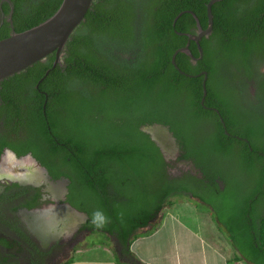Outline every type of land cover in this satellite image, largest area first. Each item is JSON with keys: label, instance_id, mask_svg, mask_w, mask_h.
<instances>
[{"label": "trees", "instance_id": "1", "mask_svg": "<svg viewBox=\"0 0 264 264\" xmlns=\"http://www.w3.org/2000/svg\"><path fill=\"white\" fill-rule=\"evenodd\" d=\"M62 1L0 0V40L42 23ZM208 2L93 0L60 63L53 67L54 51L0 81V153L31 152L52 179L68 178L85 226L114 236L133 264H146L129 249L133 239L184 194L216 210L235 259L264 264V0L214 3L202 57L194 40L197 61L176 56L182 73L172 56L197 32L194 14L208 26ZM155 123L169 126L179 158L193 160L202 178L169 172L142 129ZM228 163L246 178L230 177Z\"/></svg>", "mask_w": 264, "mask_h": 264}, {"label": "crops", "instance_id": "2", "mask_svg": "<svg viewBox=\"0 0 264 264\" xmlns=\"http://www.w3.org/2000/svg\"><path fill=\"white\" fill-rule=\"evenodd\" d=\"M10 214L13 215L10 217L12 223L8 222L4 229L0 227V264H133L130 257L123 254L117 239L119 247L113 249L106 247L103 241V254L95 252L98 251L97 245L82 248L79 243L86 239V235L72 240V230L62 228L68 215L61 210L42 212L38 218L37 214L33 216L30 211L13 207ZM52 236H55L54 240ZM28 242L38 251V260L23 253ZM192 242H197L195 248L201 252L207 246L211 251L209 255L207 253L208 258L206 253L203 259L202 254L194 255ZM129 249L146 264H238L175 213L167 215L163 212L155 229L133 239ZM89 251L94 252L89 254Z\"/></svg>", "mask_w": 264, "mask_h": 264}, {"label": "water", "instance_id": "3", "mask_svg": "<svg viewBox=\"0 0 264 264\" xmlns=\"http://www.w3.org/2000/svg\"><path fill=\"white\" fill-rule=\"evenodd\" d=\"M221 0H209L207 3V15H208V26L204 28L199 18L194 14L197 20L198 30L196 33H189V40L183 47L178 48L173 56V64L182 72L177 63L176 56L179 52L188 53L194 61L198 60L190 49L191 40H194L198 44L202 57V47L200 44L201 39L204 36H209L213 31L214 26V15L212 6L214 3ZM93 0H63L59 9L48 19L42 23L26 29L21 32L13 31L12 34L6 38L0 40V81L4 78L11 76L17 72H20L27 67L31 66L39 60H44L52 52H56V58L53 64L55 67L61 62L62 51L70 39L76 28L85 20L86 13L91 7ZM12 20V16L10 17ZM199 57V58H200ZM51 69L46 71L45 76L49 74ZM204 74L203 79V97L202 103H204L207 95V78L208 72L202 71L198 75ZM44 79L41 78L39 83ZM37 84V87L39 86ZM45 106V105H44ZM217 110V109H216ZM218 111V110H217ZM143 130L148 132L151 138L161 148L164 156L171 152L173 155L180 153V146L178 141L169 128V126L155 123L148 126H143ZM7 156L11 157L7 162L2 159L0 163V169L6 170V174L10 177H18L23 180H37L41 178L49 179L48 169L32 154L18 157L11 150H6ZM14 169V170H13ZM195 170V166H192ZM1 173V171H0ZM66 185L68 179H65ZM74 208L73 206H71ZM75 210H77L75 208ZM154 219L153 221H155ZM151 225L148 228L152 227Z\"/></svg>", "mask_w": 264, "mask_h": 264}, {"label": "flooded vegetation", "instance_id": "4", "mask_svg": "<svg viewBox=\"0 0 264 264\" xmlns=\"http://www.w3.org/2000/svg\"><path fill=\"white\" fill-rule=\"evenodd\" d=\"M3 123L4 122L0 120L1 132H3V129L5 128ZM8 149L14 152L18 157L32 154L31 152H29L27 154L19 156L12 148H10L9 146H5L3 147L2 152L0 153V163L2 162V159H5V161L7 162L10 160L11 157H8V153L6 152V150ZM180 154L181 152L178 155H173L171 152L166 154L167 158H169V156H172L175 165L178 166V168L180 169L178 170L177 174H182L183 172H191L192 174L202 178L203 171L201 170V168L197 167L191 159H180ZM193 165L195 166V170L192 169ZM0 171L1 229L7 227L8 222L12 223L13 220H11V218H13V215L10 214L11 208L18 207L20 208V211H30V213H33V216L37 214L36 217L38 218H40L42 212L45 211L53 212L57 209L63 211V213H66L68 215V219L66 220L67 223L62 224V228H69V230H72L71 235H74L72 240H77L78 238L84 237L87 232L91 231L88 227L85 226V223L88 220L87 215L83 211L75 210V208L71 207H74V205L71 204L68 200V195L70 191V180L68 178L63 177L52 179V177L49 176V179L41 178L37 180L26 181L18 178L17 176H8V174H6L5 172L6 170L3 171L2 169H0ZM65 179H68L69 181L67 185ZM217 181L219 182L221 189H224V181L219 178H217ZM196 200L202 205L211 209L212 212L216 211L211 205L201 201L198 198H196ZM218 224L220 225V223ZM52 237V240H54L55 236ZM25 245L28 248L24 246L23 253L25 252L27 255L33 257V259L38 260V258H40V255L38 251L35 250V247L32 246L30 242H28V244L25 243Z\"/></svg>", "mask_w": 264, "mask_h": 264}, {"label": "rangeland", "instance_id": "5", "mask_svg": "<svg viewBox=\"0 0 264 264\" xmlns=\"http://www.w3.org/2000/svg\"><path fill=\"white\" fill-rule=\"evenodd\" d=\"M167 159L168 162L170 163L169 172L172 175H176L178 173V170L180 169L178 168V166L175 165L172 156H169V158ZM225 165L226 166H224V168L226 170V173L232 178H234L235 176V178L237 179L238 176L240 175V173L238 172L240 171L238 169V166L235 163H228ZM245 178L246 176L240 175L241 180H244ZM235 184L236 182L234 183V186ZM242 185H244V183L240 184V187H243ZM241 194L242 193L240 191H237L236 197L234 199L229 198V201H232V203H234L235 202L234 200H240L239 198L241 197ZM171 199L174 201V204L170 205L168 208L165 209V213L167 215L169 213H175L181 219L185 220L193 228L200 231L204 235L206 240H208L213 245H215L221 252L225 253L228 259L234 260L238 262V264H250L235 259V253H234L235 249L231 245L227 236L225 235L224 230L220 229V225L216 221V217H217L216 213L212 212L211 209L199 203L195 198H192L191 196L186 194L175 195L171 197ZM161 215L159 216V218H157L154 221V223L159 222ZM218 215H220L223 218L225 217L222 211H220ZM88 234H86V239L79 243L81 244L80 246H82V248H86L87 246H91V245H97L98 251L95 252H98L99 254H103V252H105L101 247V245H104L103 241H105V243L107 244L106 247H109L110 249H113V247L116 248L119 247L116 238L114 236L108 237V235H106L103 232H94V231L91 232L89 235ZM191 246H194L193 247L194 249H192L193 254L194 255L202 254V259L204 258L205 253L207 257V253L209 255V253L211 252L207 246L204 252H201L199 249L195 248V246L198 247L197 242H192ZM91 249L92 248H90V250ZM90 252H94V251H89L88 253L90 254ZM85 253L84 255H87V253L86 254Z\"/></svg>", "mask_w": 264, "mask_h": 264}]
</instances>
